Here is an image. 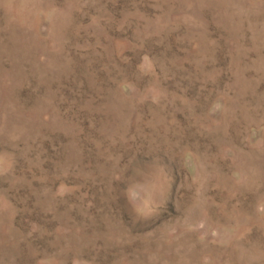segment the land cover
Segmentation results:
<instances>
[{
    "label": "rangeland",
    "instance_id": "1",
    "mask_svg": "<svg viewBox=\"0 0 264 264\" xmlns=\"http://www.w3.org/2000/svg\"><path fill=\"white\" fill-rule=\"evenodd\" d=\"M0 264H264V0H0Z\"/></svg>",
    "mask_w": 264,
    "mask_h": 264
}]
</instances>
